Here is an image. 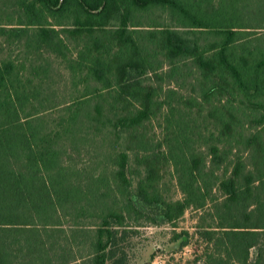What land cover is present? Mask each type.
I'll use <instances>...</instances> for the list:
<instances>
[{
  "label": "trees",
  "instance_id": "obj_1",
  "mask_svg": "<svg viewBox=\"0 0 264 264\" xmlns=\"http://www.w3.org/2000/svg\"><path fill=\"white\" fill-rule=\"evenodd\" d=\"M144 223L264 264V0H0V264H134Z\"/></svg>",
  "mask_w": 264,
  "mask_h": 264
},
{
  "label": "rangeland",
  "instance_id": "obj_2",
  "mask_svg": "<svg viewBox=\"0 0 264 264\" xmlns=\"http://www.w3.org/2000/svg\"><path fill=\"white\" fill-rule=\"evenodd\" d=\"M173 190V189H172ZM196 210L188 209L185 214L177 221L178 231L182 228L193 231V226L196 223ZM143 227L138 226L139 233L131 238L133 245L134 264H165L169 261L170 264H186V261L194 257L196 245L185 246L182 250L174 252L173 246L169 242L171 236V228L169 226H153L149 223H144ZM131 250V251H132ZM174 252L173 260L169 259V253ZM171 252V253H172ZM151 253L153 256L150 258Z\"/></svg>",
  "mask_w": 264,
  "mask_h": 264
}]
</instances>
